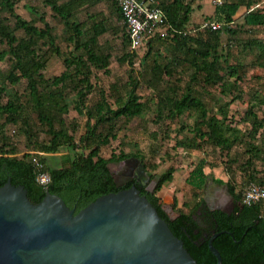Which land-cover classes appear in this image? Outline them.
Returning a JSON list of instances; mask_svg holds the SVG:
<instances>
[{"label": "trees", "instance_id": "16d2710c", "mask_svg": "<svg viewBox=\"0 0 264 264\" xmlns=\"http://www.w3.org/2000/svg\"><path fill=\"white\" fill-rule=\"evenodd\" d=\"M85 1L43 0L64 25L63 40L66 47L63 49L56 42L52 26L43 17V25L38 26L15 11L14 0H0V11L6 10L12 17V23L0 19V41L4 42L5 50L9 54V68L6 72H0V117L3 126L19 123L29 130L28 113L30 109L31 112L36 113L40 122L46 127L48 136L46 142L31 140L32 147L44 153H53L61 147L67 149L60 156V164L57 166H48L45 162V155L36 154L34 156L29 152L17 155V147L10 136L1 129L0 124V185L8 178L12 184H22L27 189L29 198L34 202L39 201L45 195L46 190H49L60 195L68 206L74 207V212L98 195L130 186L129 183L121 186L116 184L109 164L137 155L120 151L118 154L112 153L105 157L100 154V147L116 138V125L119 120H130L143 114L148 108L146 102L139 98L136 91L139 84L138 76L132 72L128 73L124 83L114 82L110 85L113 93L110 92L107 95L102 90L99 92L98 99L88 104L87 96L94 86L91 80L93 69L98 68L108 73L111 52L107 51L99 41L100 36L109 29L105 17H98L94 14L82 21L75 19L76 11ZM110 1L117 17L122 19L117 0ZM258 1L222 0L214 3L213 15L205 17L204 21L222 20L225 24L213 29L205 26L199 28L201 23L194 27H187L192 10L191 0H160L159 5L164 11L167 24V38L158 36L160 38L158 48L160 47L161 53L159 51L154 53L153 45L150 44L146 54L140 59L142 63H147L144 73L146 70L147 74L151 71L148 80L152 85L164 76H167L170 82L172 78V82L166 88L160 89L156 104L160 113L166 112L168 117L174 118L185 109H197L202 116L195 120L192 126L195 137L180 140L178 143L187 148H200L202 147L201 142H210L220 149L229 150L234 143L242 142L248 155L247 157L242 155L244 162L241 163V168L247 172L249 178H253V172L249 168L254 166V159L262 156V148L255 141L261 135L264 139L262 130L264 129V112L259 115L256 110L250 108L246 110L242 119L246 120L249 126L240 130L238 126L231 123L232 120L225 121L224 117L227 115L225 110H222L224 116L222 118L208 116L206 104L201 99L200 90L196 89L194 83L201 81L212 84L219 81L220 90L223 93L236 90L233 99L241 97L237 81L230 79V75L236 72L237 66L222 62L220 58L223 56L218 51L221 46V32L235 34L234 27L228 22L234 20V15L242 5L247 8L242 14L241 26H264V4L263 8L252 7ZM121 27L123 40L128 42L130 47L128 32L124 30V24ZM15 30L22 31V35H18ZM245 43L246 48L253 46L260 48L262 56L264 55V38H250ZM151 49L154 56H150ZM131 51L134 50L131 49ZM182 52L183 55H181ZM52 53L61 57L63 69L58 74L46 77L43 71ZM169 55L171 56L167 58ZM117 59L129 65L134 62L133 53L129 52H124ZM178 61L186 63L190 69L189 76L183 82H181V75L177 76L174 72V63ZM262 64L264 67V62ZM22 78L26 80L27 93L24 98L21 93L9 91L6 84H3V81H6L15 85ZM237 78L241 79L240 74ZM67 89L73 92L75 111L86 116L85 131L78 138L81 149L75 153H70L69 149L77 147V140L74 134L68 131L64 119V114L68 112L70 104ZM257 93L259 91L256 92L255 99L264 105V85L262 97L259 98ZM108 96H113V101H110ZM28 137H30L29 133ZM196 138H200V141ZM34 158L39 159L43 163L42 169H46L50 174V181L46 185L39 184L35 179L37 169ZM203 166L204 160L196 163L189 171L186 181L199 189L203 188L204 182L210 178L215 182L225 184L232 197L235 200H241V191H236L233 183L209 175L203 170ZM172 171L173 167L170 166L158 176L149 173L150 177H156L157 184L151 191L141 188L140 192L145 194L157 208L173 233L183 240L184 247L198 263L215 264L216 257L209 249L207 240L200 241L198 235L194 233L196 225L191 220L192 210L189 212L179 210V214L171 220L161 208L159 196L155 191L161 187L163 182L172 180ZM262 201L264 200L253 204H243L241 213H245L246 216L242 220L241 227L233 229L231 226L222 224L217 227L216 230L219 233L213 238L212 243L220 252L221 264L235 261H239V264H264V258L261 263L254 259L264 256V206L261 204ZM248 226L251 229L241 237ZM240 237L244 241L249 239L244 244L257 243L252 255L246 259H237L235 250L231 251L239 244L237 240Z\"/></svg>", "mask_w": 264, "mask_h": 264}, {"label": "rangeland", "instance_id": "374dc122", "mask_svg": "<svg viewBox=\"0 0 264 264\" xmlns=\"http://www.w3.org/2000/svg\"><path fill=\"white\" fill-rule=\"evenodd\" d=\"M160 1V0H159ZM264 0H259L258 5L252 7H262ZM246 6H242L235 14V34H228L226 31L221 32V46L218 49L222 62H229L237 66L236 72L230 75L231 80H236L241 97L233 99V94L236 90L226 91L223 93L220 82L206 84L201 81H196L194 84L197 90H200V97L206 104L208 116L215 118L224 117L222 110L226 111V122L232 120L233 125L238 126L240 130L247 128L249 125L246 120L242 119L246 110L253 109L262 115L264 112V105L257 102L255 99L256 92L259 91V98L262 97L264 85V55L262 56L261 49L253 46L246 48V41L250 38H264V26H241L242 14L246 10ZM14 9L25 19L34 22L38 26L43 25L42 17L48 21L52 26L53 34L56 37V42L61 48H65L66 44L63 40L64 25L62 21L57 18L50 6L45 4L43 0H14ZM96 14L98 17H105L109 26L108 31L103 33L99 41L107 51L111 52V61L109 64V72L105 73L103 70L94 68L91 80L94 83L92 90L87 96L88 104L98 99L99 92L105 91L107 95L112 92L110 85L115 83H124L127 80L128 73L132 72L138 76L139 84L136 91L140 100L146 102L148 106L145 112L141 115L135 116L130 120L121 119L116 125V138L112 139L109 144L100 147V154L107 157L112 153L118 154L120 151L125 153L136 154L143 163L147 166V172L158 176L164 172L168 167H173V178L171 181L163 182L161 187L155 191L159 196L161 203H172L174 213L183 210L189 212L191 206L202 197L204 194L203 188H195L186 181L189 171L193 166L204 160L203 170L209 175L220 177L225 181H230L235 185L236 191L240 192L241 188L249 181H256L264 184V139L258 136L256 143L262 148L261 158L256 157L254 166L249 168L253 172V178H249L247 172L241 168V163L244 162V156L248 153L245 151V145L242 142L234 143L229 150L220 149L218 146L210 142H201L200 148H187L178 143L180 140H186L193 135L192 126L195 120L202 116L197 109H185L178 117L170 118L166 112L160 113L156 104L161 92L160 89L166 88L171 82L168 77L158 80L154 85L148 80L151 71L147 74L145 67L147 63H142L140 59L146 54L149 45H153V52L159 51L158 37L163 36L167 38L166 27L163 23L158 26V29L147 37L146 42L142 46L131 51L128 42L123 40L122 24L126 31V24L123 18L119 19L113 8L110 0H86L85 3L76 11L75 19L82 21L88 19L89 16ZM0 19L5 22L11 21L12 17L8 11H0ZM222 22V20H219ZM221 25V24H220ZM116 27L117 29H112ZM18 35H22V31L15 30ZM162 38V37H161ZM150 41V43H148ZM4 42L0 41V72H6L9 68V54L5 50ZM124 52L133 53L134 62L129 65L127 62H120L117 57ZM161 53V50L159 51ZM152 54V49L150 56ZM165 53V52H164ZM227 53V54H226ZM226 54V56H224ZM183 55V52L181 53ZM169 55L167 58H169ZM150 60V58H148ZM237 63V64H236ZM132 68V69H131ZM63 69L61 57L52 53L47 62L43 73L46 77L58 74ZM131 69V71H130ZM238 69V71H237ZM189 67L186 63H174L175 75H181V82L189 76ZM240 74L241 79L237 76ZM237 78V79H236ZM152 81V77H150ZM9 91H17L25 97L26 80L20 81L11 85L3 81ZM67 98L70 102L69 110L64 114L65 124L68 131L74 134L77 140V147L70 148V153L78 152L81 149L78 143L79 136L85 131V114H79L73 108V92L66 90ZM6 97V95H5ZM110 101L114 97L108 96ZM30 107V106H29ZM28 117L30 120V128H24L19 123H10L3 126L2 118L0 117L1 129L10 136L13 144L17 147V155L24 152L45 155V162L48 166H57L60 164V156L66 152V148H60L53 153H44L35 149L30 144L34 139L36 142H46L48 136L46 135V127L40 122L36 113L29 109ZM264 119V118H263ZM264 132V129H262ZM30 137H28V133ZM200 141V138H196ZM32 140V141H31ZM31 141V142H30ZM244 155V156H242ZM47 156V157H46ZM122 161L118 163L109 164L110 170L114 173H119L123 167ZM156 178V177H155ZM154 178V179H155ZM264 206V201L261 202Z\"/></svg>", "mask_w": 264, "mask_h": 264}, {"label": "water", "instance_id": "95a60500", "mask_svg": "<svg viewBox=\"0 0 264 264\" xmlns=\"http://www.w3.org/2000/svg\"><path fill=\"white\" fill-rule=\"evenodd\" d=\"M117 185L149 180L137 156ZM149 189L152 190V181ZM173 219L170 204L161 205ZM208 247L221 264L219 250ZM0 264H201L136 185L98 195L74 212L46 190L32 201L22 184L0 185Z\"/></svg>", "mask_w": 264, "mask_h": 264}, {"label": "flooded vegetation", "instance_id": "af4514ba", "mask_svg": "<svg viewBox=\"0 0 264 264\" xmlns=\"http://www.w3.org/2000/svg\"><path fill=\"white\" fill-rule=\"evenodd\" d=\"M140 161L142 160L140 159ZM122 164L123 167L120 169L119 173H115L114 175V173L111 171L112 174L120 180L123 178L126 170L128 169V166L134 165V163L132 162H125L124 159L122 161ZM146 167L147 166L144 164L145 171L149 175V172H147ZM154 178L155 176L152 177L149 176V180L144 183L140 182L136 178H133L126 183H129L130 186L136 185L139 189L146 188L147 190L151 191L149 189L150 181H152V190L155 188V185L157 184L156 178L155 179ZM123 184H120V186ZM203 192L204 194L202 195V197L199 198L197 201H195L194 204L191 206L192 212H190L191 220L196 225L194 229V233L198 235L200 241L207 240L208 242V239L211 237L213 240V238H215L219 233L216 229L220 224L227 225L229 227L231 226L233 229H235L236 227H241L242 220L244 216H246L245 213H241L244 203L241 200H235L232 197V195L228 192L227 186L225 184H220L209 178L204 182ZM162 204L163 203H161V205ZM170 205L172 206L173 204L171 203ZM178 214L179 211L175 213L172 212V215L174 217H176ZM250 229H251L250 226L246 227L241 237L246 235L247 231H249ZM241 237L239 238V240H237L239 244L237 246H234V248H232L231 251L235 250L236 252L235 257L237 259H243V258L246 259L248 256L252 255L253 249L256 248L255 245H257V243L254 242L250 244H244V242H248L249 239L244 241ZM263 258L264 256L262 255L254 259L256 260V262L261 263L263 262ZM235 262L226 263V264L240 263L239 261H235Z\"/></svg>", "mask_w": 264, "mask_h": 264}, {"label": "built area", "instance_id": "2783aa9c", "mask_svg": "<svg viewBox=\"0 0 264 264\" xmlns=\"http://www.w3.org/2000/svg\"><path fill=\"white\" fill-rule=\"evenodd\" d=\"M222 0H213L219 3ZM126 24V30L130 38V49H137L146 42L147 37L154 34L158 26L165 23V14L158 0H117ZM205 27L219 28L220 23L206 20L202 24ZM36 164L35 179L39 184L46 185L50 181V174L42 169L43 163L34 158ZM241 201L253 204L264 200V184L251 181L241 188Z\"/></svg>", "mask_w": 264, "mask_h": 264}, {"label": "crops", "instance_id": "0c3cea01", "mask_svg": "<svg viewBox=\"0 0 264 264\" xmlns=\"http://www.w3.org/2000/svg\"><path fill=\"white\" fill-rule=\"evenodd\" d=\"M258 3L259 1L255 5H258ZM191 5H192V10L190 12V18L187 23V27H194L197 26L199 23H201L199 28H203L204 26L202 24L204 22V18L213 15L214 6H215L213 0H191ZM242 6H240L238 10ZM261 8H263V6ZM217 22L222 24L221 21H217ZM232 23H235V17L234 20L228 22L230 26L234 27L235 24H233L234 25L233 26ZM223 24H225V22H223Z\"/></svg>", "mask_w": 264, "mask_h": 264}]
</instances>
